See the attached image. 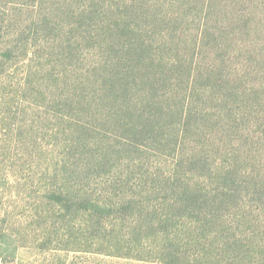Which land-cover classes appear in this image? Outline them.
<instances>
[{"label":"rangeland","instance_id":"1","mask_svg":"<svg viewBox=\"0 0 264 264\" xmlns=\"http://www.w3.org/2000/svg\"><path fill=\"white\" fill-rule=\"evenodd\" d=\"M0 264H264V0H0Z\"/></svg>","mask_w":264,"mask_h":264},{"label":"trees","instance_id":"2","mask_svg":"<svg viewBox=\"0 0 264 264\" xmlns=\"http://www.w3.org/2000/svg\"><path fill=\"white\" fill-rule=\"evenodd\" d=\"M35 1H37V0H35ZM140 1H141V0H140ZM131 7H134V6L131 5ZM135 7H136V5H135ZM135 43H136L138 46H140L142 49H144V40H143V39H142V42H141V43H140V42H135ZM151 65H152V63L149 61V63L144 64V68L147 69V67H151ZM134 68H136V67H134ZM211 68H213L212 71H211L212 75H213L214 77H216V79H220L222 76H219V77H218L219 74H217L215 71L221 69V67H220L219 65H215V66H211Z\"/></svg>","mask_w":264,"mask_h":264}]
</instances>
